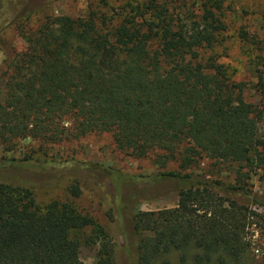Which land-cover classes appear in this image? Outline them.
<instances>
[{
    "label": "trees",
    "instance_id": "obj_1",
    "mask_svg": "<svg viewBox=\"0 0 264 264\" xmlns=\"http://www.w3.org/2000/svg\"><path fill=\"white\" fill-rule=\"evenodd\" d=\"M48 1L32 0L13 23ZM199 1L202 13L192 22L160 0L119 7L99 0L82 17H47L34 31H20L26 48L0 71V146L13 154L0 160V264H84L80 248L96 244L93 264H117L108 230L75 204L79 178L95 175L109 180L122 233L129 221V264H264L246 231L248 218L260 217L247 205L264 209V196L247 184L264 173L261 111L245 100L247 84L218 61L221 2ZM261 87L259 78L254 88ZM92 134H109L130 157L152 156L160 171L118 175L39 159ZM221 167L234 171L232 182L216 175ZM65 179L67 199L37 200L36 188ZM151 180L175 184L176 207L130 217L123 190Z\"/></svg>",
    "mask_w": 264,
    "mask_h": 264
},
{
    "label": "rangeland",
    "instance_id": "obj_2",
    "mask_svg": "<svg viewBox=\"0 0 264 264\" xmlns=\"http://www.w3.org/2000/svg\"><path fill=\"white\" fill-rule=\"evenodd\" d=\"M99 0H49L46 5L29 19L13 23L16 15L32 0H0V71L4 69L7 61L26 48V43L20 31H34L47 17L60 15L82 17L88 12L89 5H95ZM113 7H119L128 0H108ZM140 1V0H139ZM166 3L170 10L174 11L181 20L194 21L201 15V2L199 0H160ZM213 1V0H212ZM220 9L217 14L224 25L218 35L215 51L218 61L223 64L228 75L235 82L247 84L244 95L245 100L254 103L261 111L258 119L259 133L264 136V0H219ZM117 19V18H116ZM262 79V92L254 88ZM38 147V146H37ZM18 153V152H17ZM19 154V153H18ZM13 155V154H12ZM4 154L0 146V160L3 157H12ZM17 155V154H16ZM19 156V155H17ZM41 161L71 160L73 163H87L96 166L104 172L111 168L118 175L153 177L160 170L153 164V157L136 159L124 153L118 152L109 134H92L77 141L62 143L51 147L47 154L43 152L39 156ZM208 162L200 161L199 167L207 171ZM174 167L173 165H170ZM201 171V170H200ZM218 177L225 183L234 179V171L227 168H218ZM215 177V176H213ZM123 179H127L124 178ZM68 180H60L48 187H39L35 190L39 202H49L54 199H67L66 185ZM82 195L75 199V204L80 210L89 213L109 233L116 249L117 264H129L134 260V246L129 249L124 244L123 233L128 237L131 231L128 220L124 224V232L120 231L116 219H113L108 179L94 177L79 178ZM159 181L136 183V187L129 188L130 192L123 190L124 207L130 217L140 211H159L174 208L178 202L175 192V184ZM249 189L264 196V173L251 174L247 180ZM252 212L260 215L259 218H248L247 240L251 242V248L256 260L264 262V209L247 205ZM249 208V210H250ZM130 235V234H129ZM131 236V235H130ZM133 241V237H131ZM99 245L82 247L79 250V259L84 264H93Z\"/></svg>",
    "mask_w": 264,
    "mask_h": 264
}]
</instances>
